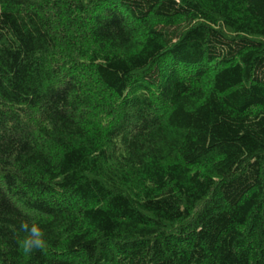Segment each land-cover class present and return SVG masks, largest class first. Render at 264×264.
<instances>
[{
    "label": "trees",
    "instance_id": "obj_1",
    "mask_svg": "<svg viewBox=\"0 0 264 264\" xmlns=\"http://www.w3.org/2000/svg\"><path fill=\"white\" fill-rule=\"evenodd\" d=\"M0 264H264V0H0Z\"/></svg>",
    "mask_w": 264,
    "mask_h": 264
},
{
    "label": "clouds",
    "instance_id": "obj_2",
    "mask_svg": "<svg viewBox=\"0 0 264 264\" xmlns=\"http://www.w3.org/2000/svg\"><path fill=\"white\" fill-rule=\"evenodd\" d=\"M19 230L25 233L20 242L23 253L30 254L35 250H41L46 246L45 233L36 223L21 222Z\"/></svg>",
    "mask_w": 264,
    "mask_h": 264
}]
</instances>
